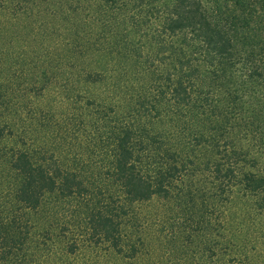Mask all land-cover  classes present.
Here are the masks:
<instances>
[{
  "label": "trees",
  "instance_id": "16d2710c",
  "mask_svg": "<svg viewBox=\"0 0 264 264\" xmlns=\"http://www.w3.org/2000/svg\"><path fill=\"white\" fill-rule=\"evenodd\" d=\"M94 1L103 36L73 26L39 74L0 55V264H264V0ZM172 195L210 213L193 260L143 208Z\"/></svg>",
  "mask_w": 264,
  "mask_h": 264
},
{
  "label": "rangeland",
  "instance_id": "374dc122",
  "mask_svg": "<svg viewBox=\"0 0 264 264\" xmlns=\"http://www.w3.org/2000/svg\"><path fill=\"white\" fill-rule=\"evenodd\" d=\"M131 1L117 0L115 3L118 7L125 8V5L129 6L131 4ZM113 7L116 8L114 4ZM109 11H106L104 13H108ZM133 12H136L134 13V18H136L139 23L149 24V17L145 15V9H143L142 11H137L136 9H134L132 13ZM97 14L98 11L94 0H0V55H2L4 57L3 59L6 61V63H3L2 66L5 70L15 69L19 73L25 74V72H29L30 74H32L38 72L39 74L41 70L44 71L43 67L46 66L43 64L40 65L42 59H45L49 56H60V53H52L50 51H47L46 49H49L52 46V48H54L53 50L59 51V47L64 46L66 43V40L62 39V37L66 38L68 36L67 33L71 30V28H73V26L83 25L85 19H88V25L86 26H88L89 28L86 33L88 34L94 32L99 36H103V33L100 32V29L103 25H105L104 22L98 21V23H95L92 21V18H94ZM81 17L83 19H81ZM79 22L83 23L80 24ZM108 22L110 21L108 20ZM31 23L32 26H30ZM38 29L41 30V33H43L42 36L46 40V42L43 43L47 44L48 42H50L53 43V45L48 43V46H45V48H41L38 45L40 43L35 42V40L32 42L31 35H33V33ZM45 32H49V34H46ZM112 34L115 35V31ZM118 34L125 35V33L122 31H120ZM17 53L21 54H19L20 57L17 55ZM22 53L25 55L22 56ZM15 56H17L18 59H16ZM9 60L16 61L13 65L9 62ZM53 62L54 63H52V68L54 70H57L58 65H55V63L58 64V62L56 60H54ZM61 67L63 66L61 65ZM137 68L134 66H129L128 70L133 73L137 71ZM47 73H50V71L48 70ZM22 77L23 75L19 76L16 79V82L19 83L21 80L20 78ZM44 79L45 78H41V80ZM28 97L32 98L31 96ZM4 110H6V108H4ZM3 114L2 116H0V120H2ZM13 140H17L18 144L21 143L18 138L15 137H9L8 139L9 143H13ZM31 142L33 141L30 140V143ZM35 144L37 143H32V145L34 146ZM94 158H97L96 155L94 156ZM98 161L99 158L94 159V163ZM92 167L94 170H97L95 164H93ZM0 168H3L2 164L0 165ZM11 180L15 181V179L13 178ZM103 197L104 195L102 193H98L97 196L94 197V199L92 198V200L93 202L100 205L103 203ZM176 198L182 199L180 196L174 197L173 195L169 196L168 198H163L160 196L158 198H155V200L146 202V206H143V208L146 209V211L149 209L153 213H158V215L161 216L160 218L165 220V222L163 221L160 224L162 233L171 232L178 235L176 236V241L173 246H175L174 249L177 251V253L181 254L183 258H185L184 254L190 253L198 247L204 246L205 249L211 245V243L207 241V237H209V230L205 228V220L208 217L209 211L205 210L204 206H201V214H198L200 212L199 208H197L198 211L197 213H195L194 208L200 207L201 205V199L198 197L195 198L196 202H194L193 205L192 201H190L189 199H184V203L180 204L176 200ZM106 199L108 198L106 197ZM83 202L84 201H82V203ZM59 206L62 207L58 208ZM85 207L86 205H84L83 203L84 210H79L80 217L85 215ZM62 209L63 214L66 216L64 217V219H71L74 215L70 214L74 209L72 202H68L66 204L64 202H60L55 204L54 210L56 211L57 217H62ZM190 212H192V216L194 217V219L191 217ZM214 214L211 215V219H218L219 217H217V211H215ZM53 215L56 216L55 214ZM197 218H203L204 220L200 224L199 222L197 223L195 221L197 220ZM56 220L57 218L53 217V223H56ZM219 223V220L215 223L216 227L212 228L213 231L219 230V232H221ZM65 224L66 227H70L69 222H66ZM149 232L150 231L147 230L144 232V234L149 238H153L151 233ZM141 258L142 257L139 258L140 262L142 261ZM185 259L193 260V258ZM19 262L20 261H18L17 264H19Z\"/></svg>",
  "mask_w": 264,
  "mask_h": 264
}]
</instances>
